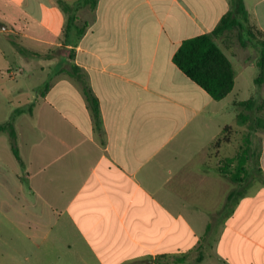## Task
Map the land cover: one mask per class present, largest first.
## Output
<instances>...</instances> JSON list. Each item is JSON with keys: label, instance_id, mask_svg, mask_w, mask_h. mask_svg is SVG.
Wrapping results in <instances>:
<instances>
[{"label": "crops", "instance_id": "0c3cea01", "mask_svg": "<svg viewBox=\"0 0 264 264\" xmlns=\"http://www.w3.org/2000/svg\"><path fill=\"white\" fill-rule=\"evenodd\" d=\"M243 1L264 32V0ZM234 4L98 0L76 44L57 2L0 0V125L24 110L22 163L0 133V264H264V133L239 135L241 103L263 99L264 118L258 48L217 40L236 73L218 101L173 60ZM240 155L237 184L221 168Z\"/></svg>", "mask_w": 264, "mask_h": 264}, {"label": "trees", "instance_id": "16d2710c", "mask_svg": "<svg viewBox=\"0 0 264 264\" xmlns=\"http://www.w3.org/2000/svg\"><path fill=\"white\" fill-rule=\"evenodd\" d=\"M97 4L98 0L58 1V5L66 18L65 41L78 43L87 29L86 24L79 23L78 13L84 7L95 8ZM233 31H237V37L241 47H247L248 43H253L258 48V75L254 81L260 90L264 85V32L250 23L249 13L243 0H235L234 9L223 16L217 27L211 33L185 40L175 53L173 59L174 63L185 75L217 101L229 95L235 86V69L230 59L217 43V40ZM19 52L27 56L34 55L22 48L19 49ZM49 85L47 81L44 85L42 95H45ZM86 94L92 105L94 116L99 120L98 101L88 90H86ZM254 105V100L241 103V106L246 109H251ZM23 111L22 109H17L8 122L0 125V133H9L13 153L20 163H22V160L19 154L17 135L14 128V116ZM239 118L243 122L249 120L248 116L242 114L239 115ZM254 124L256 128L264 130V118L256 117ZM228 129L225 128L224 133H227ZM237 159H241L239 167H236L232 171L229 169L231 168L229 164L233 160H226L223 162L224 166L221 168V173L229 180L238 184L245 180L243 174L246 173V170L243 168L242 155ZM238 194L239 191L237 190L236 196ZM232 199V193H230L228 197L229 203L232 202Z\"/></svg>", "mask_w": 264, "mask_h": 264}, {"label": "rangeland", "instance_id": "374dc122", "mask_svg": "<svg viewBox=\"0 0 264 264\" xmlns=\"http://www.w3.org/2000/svg\"><path fill=\"white\" fill-rule=\"evenodd\" d=\"M30 1V0H29ZM46 1H48V2H51V1H55V2H57V4H58V1L59 0H46ZM66 1H68V2H72L73 0H66ZM223 42L225 43H233L234 44V46H236L237 48H242L241 47V45H240V42L238 41V37H237V31H233V32H231V33H228V35L227 36H224V40H223ZM249 52H253L252 50L250 51L249 50ZM263 104V99H259L258 97H257V99L255 100V106H254V110L250 113V117H251V120H250V126H251V130H250V128L248 127L247 128V130H241V132H239V135H240V137H242V136H248V137H250V139L251 140H253L254 139V137H256V136H259V132L260 133H264V131L263 130H259V129H257L256 127H255V124H254V118L255 117H257L258 116V114H260V110H259V104ZM242 131H244V132H242ZM249 133V134H248ZM229 134L230 133H224L223 134V136L221 137V140L223 139V138H225V137H227V136H229ZM238 134V133H237ZM248 134V135H247ZM244 140L242 141V142H240V144H239V146H240V150H242L243 148H244ZM254 146H256L255 148H254ZM253 149L257 152L258 150H259V144L256 142V143H254L253 144ZM238 162V161H237ZM237 166V165H236ZM252 183H257V182H259V181H261L262 180V178L260 177V176H258V175H253L252 176Z\"/></svg>", "mask_w": 264, "mask_h": 264}]
</instances>
